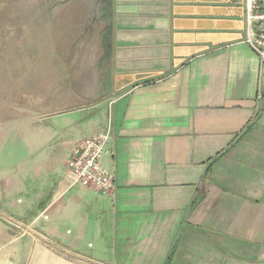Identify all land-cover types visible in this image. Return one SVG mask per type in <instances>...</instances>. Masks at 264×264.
Listing matches in <instances>:
<instances>
[{
    "label": "crops",
    "instance_id": "0c3cea01",
    "mask_svg": "<svg viewBox=\"0 0 264 264\" xmlns=\"http://www.w3.org/2000/svg\"><path fill=\"white\" fill-rule=\"evenodd\" d=\"M13 18L55 63L26 99L4 43L0 145L12 118L35 122L22 177L1 181L0 264H264V70L244 0H24ZM109 125L113 189L69 187L71 149Z\"/></svg>",
    "mask_w": 264,
    "mask_h": 264
},
{
    "label": "rangeland",
    "instance_id": "374dc122",
    "mask_svg": "<svg viewBox=\"0 0 264 264\" xmlns=\"http://www.w3.org/2000/svg\"><path fill=\"white\" fill-rule=\"evenodd\" d=\"M21 1L24 2V0H0V66L4 58L3 48L5 43V47L8 49L5 55V66L2 67L7 70L8 77H10V90L12 87V93L15 92L16 94V91L18 92L20 90L16 85L20 83L21 79L23 82V95L21 97L29 99L34 96L35 76L47 66L45 64L55 63V59L51 56L49 40L45 39L42 42L40 39L36 40V35L40 33L36 22L34 23L31 22V20H27L23 23L26 27L25 29L22 28L21 25V31L25 32L24 36H22L21 33L19 34V27L14 25L13 17L17 16L18 2L20 3ZM26 1L29 2L33 0ZM9 3H11V11L8 13H10L12 17L10 31L11 33L15 31V36L9 37L8 41L7 35L9 26L5 23L6 20H4V17H6V15L4 16V11H6V6H8ZM27 5V11H29V15H32L33 8L29 7L31 4ZM36 45L39 48H36ZM42 50L44 51L42 52ZM63 121H66V119ZM34 122L35 121L31 120L25 121L12 118L9 127L6 128V130H9V134L6 135L5 141L0 145V186L2 179L5 177L15 180L22 177L21 165L25 156L23 149H25L24 146H28V143L33 139L31 130ZM22 195L23 194L19 191H13L10 197L16 200L17 198H22Z\"/></svg>",
    "mask_w": 264,
    "mask_h": 264
},
{
    "label": "built area",
    "instance_id": "2783aa9c",
    "mask_svg": "<svg viewBox=\"0 0 264 264\" xmlns=\"http://www.w3.org/2000/svg\"><path fill=\"white\" fill-rule=\"evenodd\" d=\"M244 22L242 42L258 55L264 70V0H244ZM110 137L109 125L74 145L67 160L69 187L79 185L103 193L113 189V176L101 163Z\"/></svg>",
    "mask_w": 264,
    "mask_h": 264
}]
</instances>
